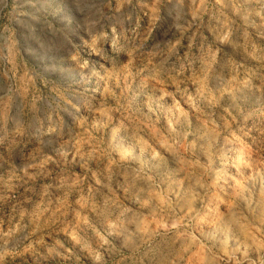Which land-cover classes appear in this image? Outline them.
<instances>
[{
  "label": "rangeland",
  "instance_id": "obj_1",
  "mask_svg": "<svg viewBox=\"0 0 264 264\" xmlns=\"http://www.w3.org/2000/svg\"><path fill=\"white\" fill-rule=\"evenodd\" d=\"M0 264H264V0H0Z\"/></svg>",
  "mask_w": 264,
  "mask_h": 264
}]
</instances>
